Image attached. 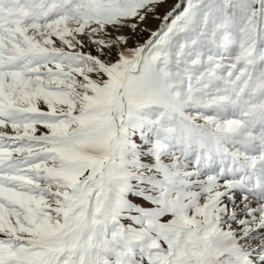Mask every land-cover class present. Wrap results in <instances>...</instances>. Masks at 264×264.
I'll return each instance as SVG.
<instances>
[{
  "label": "snow or ice",
  "instance_id": "obj_1",
  "mask_svg": "<svg viewBox=\"0 0 264 264\" xmlns=\"http://www.w3.org/2000/svg\"><path fill=\"white\" fill-rule=\"evenodd\" d=\"M0 264H264V0H0Z\"/></svg>",
  "mask_w": 264,
  "mask_h": 264
}]
</instances>
